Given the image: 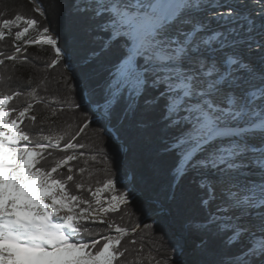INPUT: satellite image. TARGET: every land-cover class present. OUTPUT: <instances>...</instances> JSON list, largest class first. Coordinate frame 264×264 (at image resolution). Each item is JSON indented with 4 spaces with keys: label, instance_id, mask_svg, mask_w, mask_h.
I'll list each match as a JSON object with an SVG mask.
<instances>
[{
    "label": "snow or ice",
    "instance_id": "6c2138e0",
    "mask_svg": "<svg viewBox=\"0 0 264 264\" xmlns=\"http://www.w3.org/2000/svg\"><path fill=\"white\" fill-rule=\"evenodd\" d=\"M76 15L87 45L80 63L93 70L79 102L49 96L53 87L76 92L66 76L0 90V264H127L129 229L105 217L127 206L128 194L117 195L111 177L93 189L88 159L74 162L85 156L78 137L91 124L106 128L138 113L162 125L173 195L185 184L196 189L200 215L191 230L201 254L222 250L192 264H264V0H79ZM14 27L8 61L24 63L26 46L43 44L55 50L49 67L71 68L48 27L41 39H23L39 27L34 18L0 21V42ZM20 97L22 105L10 103ZM54 104L87 105L92 117L75 134L55 122L45 134L29 114ZM99 154L89 159L99 162Z\"/></svg>",
    "mask_w": 264,
    "mask_h": 264
},
{
    "label": "trees",
    "instance_id": "16d2710c",
    "mask_svg": "<svg viewBox=\"0 0 264 264\" xmlns=\"http://www.w3.org/2000/svg\"><path fill=\"white\" fill-rule=\"evenodd\" d=\"M39 1L46 9L49 21L42 17L30 0H0V21L14 19L17 14L38 20L39 27L36 30L41 33L43 27H48V34L58 35L59 44L66 50L72 66L69 69L62 62L49 67L55 59V50L52 46L43 44L26 46L23 56L28 59L24 63L21 62L22 56H18L14 62L8 61L6 56L14 51V33L17 29H11V36L5 29L6 40L0 42V52L5 53L4 57H0L5 59V64L0 65V76L4 77L0 90L30 89L32 85H28L26 81L32 80L34 85L45 75L53 81L62 80L66 76L70 77L68 84L78 85L76 92L73 93L66 87L57 91L53 87L49 96L54 94L60 100L79 102L82 91L79 85L83 76L93 71L80 63L81 58L87 54V45L77 22L76 6L79 0ZM22 27L21 24L19 30H22ZM21 46L24 47L23 42ZM23 100L24 97H20L10 103L22 105ZM59 107L55 104L51 106L57 109V115L53 117L51 108L34 105L31 113L37 115L38 127L43 128L45 134L53 122L58 131L75 134L85 119L92 117L87 105L74 109L65 104L63 111H59ZM109 130H112L118 143L113 135L109 134ZM163 135L162 125L155 122V117L148 119L142 113L123 122L113 120L106 128L105 125L93 123L78 137L79 142L85 144V148L79 150L83 151L85 156L80 162L74 163L85 166L83 160L88 159V171L95 173L91 181L93 189L102 186L95 183L97 179L103 181L111 177L119 181L116 194H128L127 206H122L119 213L107 215L110 220L129 229V235L122 241L129 249L126 254L127 264H192L200 259H218L222 250L202 255L198 248L201 236L191 230L200 215L197 210L195 187L182 185L174 195L169 188L171 177L168 175L167 165L174 161V156L161 151ZM123 144L127 147L126 151ZM98 152L99 162L91 161L89 157L97 155ZM104 154L107 156L106 160ZM85 182H88L87 174ZM82 195L84 198H90L87 191ZM104 195L110 196L111 193ZM94 229L99 231V235L108 234L103 225L94 226ZM96 238L99 236L95 234L86 237L88 241ZM133 239L136 241L135 245L131 244ZM141 245L143 252L140 251Z\"/></svg>",
    "mask_w": 264,
    "mask_h": 264
},
{
    "label": "water",
    "instance_id": "95a60500",
    "mask_svg": "<svg viewBox=\"0 0 264 264\" xmlns=\"http://www.w3.org/2000/svg\"><path fill=\"white\" fill-rule=\"evenodd\" d=\"M30 1L34 4L36 10L44 17V19H46L47 21H49L48 16H47V12H46V9H45L43 3L41 1H39V0H30ZM52 35H54V37L56 39H58V42H59V39H60L59 36L58 35H55L54 33H52ZM34 45H37V44H34ZM59 46H60V44H59ZM70 72L73 73L71 70H70ZM109 134L113 135V137L115 139V142L118 143V141L116 140V136L114 135V133L112 132V130H109ZM123 146H124V149L126 151L127 150L126 145L123 144ZM162 208H164V207H162Z\"/></svg>",
    "mask_w": 264,
    "mask_h": 264
},
{
    "label": "rangeland",
    "instance_id": "374dc122",
    "mask_svg": "<svg viewBox=\"0 0 264 264\" xmlns=\"http://www.w3.org/2000/svg\"><path fill=\"white\" fill-rule=\"evenodd\" d=\"M41 38L42 37H41L40 33L36 29H30L29 33L26 35V37L24 39H27V40H38V39H41ZM22 42L23 41H21L20 43H22ZM29 115H33V114L30 113ZM105 219L106 220H110L107 216L105 217Z\"/></svg>",
    "mask_w": 264,
    "mask_h": 264
},
{
    "label": "bare ground",
    "instance_id": "6f19581e",
    "mask_svg": "<svg viewBox=\"0 0 264 264\" xmlns=\"http://www.w3.org/2000/svg\"><path fill=\"white\" fill-rule=\"evenodd\" d=\"M37 116V115H36Z\"/></svg>",
    "mask_w": 264,
    "mask_h": 264
}]
</instances>
